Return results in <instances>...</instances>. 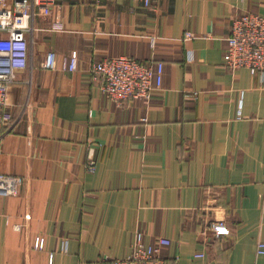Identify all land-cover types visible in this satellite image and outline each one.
I'll return each mask as SVG.
<instances>
[{
  "label": "crops",
  "instance_id": "crops-1",
  "mask_svg": "<svg viewBox=\"0 0 264 264\" xmlns=\"http://www.w3.org/2000/svg\"><path fill=\"white\" fill-rule=\"evenodd\" d=\"M247 13L264 17V0H57L36 19L33 68L9 89L16 121L0 141V174L23 179L0 196V264L123 259L138 232L171 241L159 247L168 264H264V76L224 63ZM48 52L56 70L42 67ZM117 57L162 62V90L110 100L90 70ZM211 220L228 233L207 231Z\"/></svg>",
  "mask_w": 264,
  "mask_h": 264
},
{
  "label": "built area",
  "instance_id": "built-area-1",
  "mask_svg": "<svg viewBox=\"0 0 264 264\" xmlns=\"http://www.w3.org/2000/svg\"><path fill=\"white\" fill-rule=\"evenodd\" d=\"M147 8H152L158 0H142ZM57 0H0V141L6 137L15 125L16 119L7 110L8 94L19 71L33 68L31 37L35 34V21L39 17H50ZM63 29L61 23L54 24V31ZM195 35L188 33L186 40H193ZM193 50L187 51V59L193 61ZM225 66L231 70L246 69L253 76H264V17L247 13L235 18L227 37ZM78 54L73 52L66 61L63 70H77ZM42 67L47 70L57 69V56L48 52ZM94 83H100L101 91L113 102L124 105L133 99L150 100L163 87L164 64L162 62L144 63L134 58L117 57L95 62L90 70ZM242 103L240 104V109ZM90 172L95 165H89ZM23 179L0 174V196H15L19 193ZM207 231L220 238L228 233L223 221L208 223ZM171 241L159 238L158 245L147 244L144 234H135V241L129 256L123 259L104 257L96 264H168L160 256V248L170 246ZM70 240H61V251L69 252ZM36 249H43L44 240L38 239ZM258 257H264V241H259L256 248ZM204 258V253L195 255ZM53 260V256H51Z\"/></svg>",
  "mask_w": 264,
  "mask_h": 264
}]
</instances>
